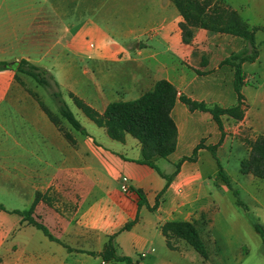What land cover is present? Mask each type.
<instances>
[{
    "label": "crops",
    "instance_id": "1",
    "mask_svg": "<svg viewBox=\"0 0 264 264\" xmlns=\"http://www.w3.org/2000/svg\"><path fill=\"white\" fill-rule=\"evenodd\" d=\"M232 10L242 16L241 8ZM260 11L264 12V4ZM183 21L172 0H0V62L10 64L0 69V204L4 208H0V264H101L102 257L91 253L100 254L110 239L117 251L125 253L118 255L130 257L134 264V253H146L139 247L156 234L162 236L164 256L148 260L153 246L137 264H183L184 253H192L190 247L185 252L169 249L162 226L195 222L204 215L210 218V234L215 251L219 250L212 231L221 216L222 196L231 190L218 180L209 148L216 147L222 163L240 152L236 136L256 139L254 132L264 133L262 87L246 94L252 74L264 77L263 53L256 62L243 64L242 117L221 116L223 133L211 113L191 110L177 100L171 114L178 129L177 149L156 165L170 176L179 161L202 148L195 160L182 163L165 192L166 179L137 162L142 159L138 140L130 135L124 143L113 140L70 98L74 94L103 113L110 103L136 100L156 82L166 80L179 97L209 107H235V73L224 61L245 50L247 43L197 28L193 41L186 44ZM21 60L49 73L54 90L62 94L90 137L80 132L83 137H79L71 127L64 132L75 144L66 139L40 105L53 113L45 99L54 100L51 90L26 75H20L23 84L17 81L16 64ZM248 66L257 69L247 71ZM229 81L231 86L225 89ZM245 153L247 159L250 149ZM241 175L250 182L257 180ZM123 178L128 179L129 193L122 191ZM131 189L142 191L150 207L161 195L159 207L155 211L139 207L140 199ZM40 195L48 196L53 206ZM30 210L73 251L15 212ZM133 221L132 229L123 231ZM236 229L229 226L227 233ZM215 260L224 264L218 252Z\"/></svg>",
    "mask_w": 264,
    "mask_h": 264
},
{
    "label": "trees",
    "instance_id": "2",
    "mask_svg": "<svg viewBox=\"0 0 264 264\" xmlns=\"http://www.w3.org/2000/svg\"><path fill=\"white\" fill-rule=\"evenodd\" d=\"M172 2L176 5L183 17L184 21L180 27L182 29L183 41L186 44H190L193 41L194 31L197 28L205 29L212 33L239 37L247 43L245 50L232 55L224 61V64L231 66L235 73L234 89L238 97V104L235 107L229 109L209 107L203 103L192 101L187 97H179L176 87L166 80L156 82L149 91L136 100L110 103L103 113H100L74 94H70V98L73 100L75 106L98 127L105 128L110 138L124 143L127 135H130L139 141L142 147V159L137 162L155 169L166 179L167 183L164 192L170 186L174 177L179 173L182 163L195 160L199 149L202 148L201 146L197 147L192 157H186L179 161L176 164L174 173L170 176L165 175L156 165L158 159L169 158L177 149L178 129L171 115L177 100L180 99L191 110L211 113L214 121L223 133L224 128L221 116L242 117V108L244 105L242 89L246 85L243 64L246 62L254 63L258 59L260 53L257 48L256 34L259 31L264 32L263 26L250 27L237 11L220 5L219 0H172ZM9 66L10 64L7 62H0V69H6ZM16 66V79L18 82L22 83L20 75H26L34 79L38 85L50 89L51 96L59 106L60 116L73 129L82 133L84 136L90 137L86 128L77 119L63 99L62 94L54 90L51 84V77L47 71L42 70L26 60H21ZM40 105L51 122L64 133L66 139L70 143L75 144L71 135L65 133L61 128L60 119L56 118L43 103H40ZM95 145L101 147L97 142H95ZM209 150L217 163L218 180L233 192L238 206L243 207L249 212L248 207L240 200L239 189L234 187L231 178L220 162L216 153V147H210ZM240 173L243 175H252L257 179L264 180V136H259L251 142L250 154L247 159L241 162ZM131 191L138 195L140 199L139 207L147 206L151 211H155L159 207L161 195L158 196L155 206L150 207L142 191H135L133 189ZM40 200L53 206V201L46 195H40ZM0 208L4 210L1 204ZM15 212L22 216L26 222L41 230L50 240L63 244L42 223L37 222L32 217L33 210ZM136 221L128 223L123 228V231L131 230ZM254 227L264 243V225L256 219L254 221ZM161 230L163 236L166 238L169 249L177 250L173 243H171V240H182L191 246L204 260H208V249L205 241L201 237L197 222H168L162 226ZM63 245L66 246L65 244ZM66 247L69 251H73L70 247ZM91 254L102 257L103 261L109 264H133V260L130 257L118 255L112 239L109 240L100 254Z\"/></svg>",
    "mask_w": 264,
    "mask_h": 264
},
{
    "label": "rangeland",
    "instance_id": "3",
    "mask_svg": "<svg viewBox=\"0 0 264 264\" xmlns=\"http://www.w3.org/2000/svg\"><path fill=\"white\" fill-rule=\"evenodd\" d=\"M219 4L227 6L228 8L237 7L243 10L242 19L246 21L250 27L263 26L264 27V12L260 11L264 0H219ZM257 39V48L259 53H263V64H264V32L259 31L256 34ZM252 69H257L255 66H248L247 71ZM61 74H57L58 78H61ZM261 75L252 74L249 78L246 94L256 93L254 87H262L260 91L264 93V77ZM35 83L36 81L31 78ZM231 83H225V89L230 88ZM40 91L43 93L44 88H40ZM48 94L50 93L47 90ZM46 103L49 108L53 110V114L56 118L60 119L61 128L66 132L69 129H72L68 122L60 116L58 104L49 97H45ZM70 108V107H69ZM82 115V114H81ZM84 117V116H83ZM262 125H264L262 123ZM73 131L79 136L83 137L79 132L73 129ZM264 133L254 132L253 135L256 137L264 136ZM233 136V134H232ZM236 142L240 145V152H235L229 157V159H222V165L232 179L233 185L235 188L240 191V200L248 207L249 212H247L243 207H238L236 204V198L233 195V192L222 196L221 203V216H219L216 228L212 231L213 238H218L217 245L219 250L217 251L221 257V261L224 264H264V243L261 236L256 232L254 227V221L258 219L262 225H264V180L257 179L255 182H250L241 175L240 173V164L241 161L246 158L245 151H251V142L255 139H250L248 136L238 135L236 136ZM194 153H192V156ZM217 191V190H216ZM215 195L218 196L216 192ZM6 206H10L9 202L4 201ZM198 227L201 233L202 239L205 241L209 258L204 260L191 246H189L185 241L182 240H171V243L183 251L190 247L192 253H186L184 250V255L187 257V260H183V264H191L190 261H193V264H216L215 254V245L213 243L211 234H210V218L205 216L198 221ZM229 226L237 227L234 233L228 234L227 228ZM162 236L154 235L147 239L146 243L139 247L141 251L150 252L152 247H155V250L151 253L148 260L155 257L164 256L165 246L161 240ZM185 245V247H183ZM217 250V249H216ZM119 254H125L121 249L118 248ZM166 254V253H165ZM134 264L139 263L144 257L139 256L134 253ZM141 257V259H140ZM220 261V263H221ZM101 264H109L102 262ZM116 264V263H112Z\"/></svg>",
    "mask_w": 264,
    "mask_h": 264
},
{
    "label": "built area",
    "instance_id": "4",
    "mask_svg": "<svg viewBox=\"0 0 264 264\" xmlns=\"http://www.w3.org/2000/svg\"><path fill=\"white\" fill-rule=\"evenodd\" d=\"M128 179L127 178H123L122 179V186H121V188H122V191L124 192V193H129L130 192V188H129V186H128ZM148 255V253L146 252V253H143L142 254V257H146Z\"/></svg>",
    "mask_w": 264,
    "mask_h": 264
}]
</instances>
